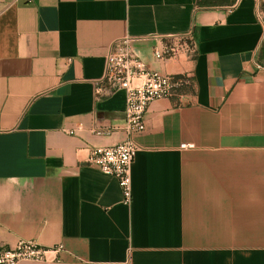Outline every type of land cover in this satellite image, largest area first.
I'll use <instances>...</instances> for the list:
<instances>
[{
    "label": "crops",
    "instance_id": "obj_1",
    "mask_svg": "<svg viewBox=\"0 0 264 264\" xmlns=\"http://www.w3.org/2000/svg\"><path fill=\"white\" fill-rule=\"evenodd\" d=\"M203 1L0 0V244L63 246L18 264H264V10ZM190 30L192 58L153 59V37ZM123 37L190 76L133 135L129 204L86 163L126 137L123 91L93 94Z\"/></svg>",
    "mask_w": 264,
    "mask_h": 264
},
{
    "label": "built area",
    "instance_id": "obj_2",
    "mask_svg": "<svg viewBox=\"0 0 264 264\" xmlns=\"http://www.w3.org/2000/svg\"><path fill=\"white\" fill-rule=\"evenodd\" d=\"M239 0H234V3ZM145 38L123 37L110 46L106 54L102 75L93 83L96 100L108 97L117 91L124 93L123 132L125 139L109 146L88 148L86 163L102 173L113 177L121 189L122 201L129 204L132 200L131 164L138 146L133 135L145 129V115L150 103L156 99L175 96L180 88L190 84L188 74H171L149 69L136 54L134 43ZM151 56L164 61L179 55L192 58L196 53V40L193 31L153 37ZM109 128L98 130L106 134ZM69 133H73L70 130ZM190 147L192 144H182ZM61 244L45 248L32 241L18 240L13 246L0 244V264H18L21 261H46L48 252H60ZM111 264H130L129 258Z\"/></svg>",
    "mask_w": 264,
    "mask_h": 264
},
{
    "label": "rangeland",
    "instance_id": "obj_3",
    "mask_svg": "<svg viewBox=\"0 0 264 264\" xmlns=\"http://www.w3.org/2000/svg\"><path fill=\"white\" fill-rule=\"evenodd\" d=\"M258 2H259L258 3L259 10H261V9L264 10V0H258Z\"/></svg>",
    "mask_w": 264,
    "mask_h": 264
},
{
    "label": "trees",
    "instance_id": "obj_4",
    "mask_svg": "<svg viewBox=\"0 0 264 264\" xmlns=\"http://www.w3.org/2000/svg\"><path fill=\"white\" fill-rule=\"evenodd\" d=\"M200 1L201 3H203L204 1L203 0H198ZM230 3L229 4H233L234 3V0H228ZM205 4H211L212 2L211 1H205L204 2Z\"/></svg>",
    "mask_w": 264,
    "mask_h": 264
}]
</instances>
